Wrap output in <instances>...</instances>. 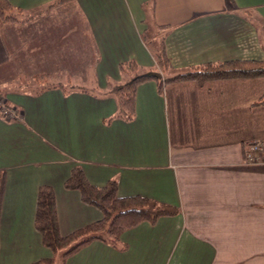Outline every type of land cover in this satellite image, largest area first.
Returning a JSON list of instances; mask_svg holds the SVG:
<instances>
[{
    "label": "crops",
    "instance_id": "crops-1",
    "mask_svg": "<svg viewBox=\"0 0 264 264\" xmlns=\"http://www.w3.org/2000/svg\"><path fill=\"white\" fill-rule=\"evenodd\" d=\"M9 1L32 18L0 22V92L21 117L0 115V264L52 256L35 226L41 185L56 192L62 234L103 217L65 188L75 166L93 185L116 179L120 196L180 213L124 232L126 250L94 241L66 264H264V163H246L243 150L264 137V104L256 105L264 77L174 82L162 94L148 81L138 87L135 119L109 122L119 113L120 64L156 65L146 29L151 41L167 33L176 70L262 60L264 22L256 26L244 11L264 20V0H234L235 8L227 0ZM43 74L76 89L46 88L34 78Z\"/></svg>",
    "mask_w": 264,
    "mask_h": 264
},
{
    "label": "trees",
    "instance_id": "trees-1",
    "mask_svg": "<svg viewBox=\"0 0 264 264\" xmlns=\"http://www.w3.org/2000/svg\"><path fill=\"white\" fill-rule=\"evenodd\" d=\"M57 0L49 8L66 2ZM235 8L234 0H227ZM245 15L257 26L263 25L264 20L256 22L254 13L247 10ZM154 17L153 15H151ZM32 18L25 11L14 6L9 0H0V22H24ZM153 23L155 21H152ZM261 22V24L259 23ZM159 30L167 29V25H157ZM151 30V29H149ZM145 30L142 37L148 46H153L156 65L154 68L143 69L139 63L132 59L120 64V71L125 76L123 83L114 89L118 102L119 113L110 118L132 121L136 117V94L138 87L148 81H155L162 94L168 84L181 81H197L204 85L215 80L253 79L264 77V59H232L221 62H208L190 66L186 69L176 70L167 53L165 38L167 33L151 41L152 32ZM37 83L47 84L46 88H63L66 92L76 87L68 88L62 84H49V75L34 77ZM49 85V86H48ZM43 88L42 90H45ZM88 91L87 89H81ZM94 91L96 89H93ZM264 104V94L256 105ZM7 171L0 170V218L2 214L3 199L6 189ZM65 188L78 190L82 201L100 209L103 217L89 223L69 234H62L56 204V192L51 185L44 184L39 187L35 226L42 237V243L52 251V256L39 259L31 264H66L67 260L94 241L108 243L120 250H126L127 245L122 243L124 232L148 222L152 225L166 216H176L180 208L142 195L120 196L118 181L112 179L103 186L93 185L87 178L81 166H75L71 175L65 181Z\"/></svg>",
    "mask_w": 264,
    "mask_h": 264
},
{
    "label": "built area",
    "instance_id": "built-area-1",
    "mask_svg": "<svg viewBox=\"0 0 264 264\" xmlns=\"http://www.w3.org/2000/svg\"><path fill=\"white\" fill-rule=\"evenodd\" d=\"M0 115L5 119L17 120L20 115L8 105L6 96L0 92ZM244 158L249 164L264 163V137L252 139L244 143Z\"/></svg>",
    "mask_w": 264,
    "mask_h": 264
},
{
    "label": "rangeland",
    "instance_id": "rangeland-1",
    "mask_svg": "<svg viewBox=\"0 0 264 264\" xmlns=\"http://www.w3.org/2000/svg\"><path fill=\"white\" fill-rule=\"evenodd\" d=\"M243 150H244V146H243Z\"/></svg>",
    "mask_w": 264,
    "mask_h": 264
}]
</instances>
